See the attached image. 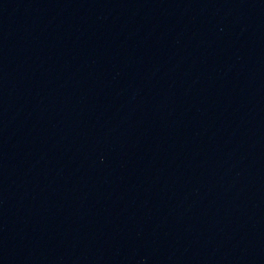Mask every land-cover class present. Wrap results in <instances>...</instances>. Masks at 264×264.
<instances>
[{"label": "water", "instance_id": "1", "mask_svg": "<svg viewBox=\"0 0 264 264\" xmlns=\"http://www.w3.org/2000/svg\"><path fill=\"white\" fill-rule=\"evenodd\" d=\"M0 264H264V0H0Z\"/></svg>", "mask_w": 264, "mask_h": 264}]
</instances>
